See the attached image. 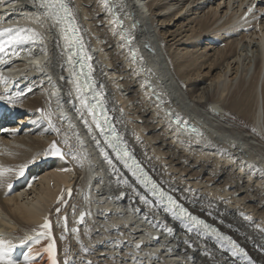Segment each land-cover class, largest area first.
<instances>
[{"label":"bare ground","instance_id":"1","mask_svg":"<svg viewBox=\"0 0 264 264\" xmlns=\"http://www.w3.org/2000/svg\"><path fill=\"white\" fill-rule=\"evenodd\" d=\"M67 1L130 150L161 189L247 255L202 227L189 231L187 221L166 211L168 202L125 167L81 107L62 26L44 16L40 0H0V29H34L42 38L17 48L19 55L0 54V166L11 169L0 178V238L19 242L23 229L27 239L45 233L46 248L54 243V252L41 258L32 244L12 248V259L264 264V5L111 0L121 32L103 0ZM227 111L252 123L253 132L230 122ZM53 141L62 155L52 154ZM64 191L70 199L61 208ZM48 218L50 237L33 230ZM56 233L65 237L64 254Z\"/></svg>","mask_w":264,"mask_h":264},{"label":"snow or ice","instance_id":"2","mask_svg":"<svg viewBox=\"0 0 264 264\" xmlns=\"http://www.w3.org/2000/svg\"><path fill=\"white\" fill-rule=\"evenodd\" d=\"M103 2L105 7L108 8L109 11H111V8L109 7V0H103ZM40 7L43 10L44 16L51 19L54 25L62 26V31L64 32L65 40L67 42L66 46L68 48H72L74 44H79L83 61L84 62L89 61L91 57L88 56L87 52L83 49L81 38L76 36V33L78 32V28L74 24L75 17L73 15L72 9L69 7L66 0H40ZM117 22L118 21H114V23ZM69 33H71V35H69ZM128 41L129 43L131 42L130 37L128 38ZM37 43H42V38L40 34L36 32L34 29H29V28L0 29V54H4L6 50H8L11 51L13 55H19V53L16 51L17 48L22 47L24 45L34 46ZM132 55L135 58V52H133ZM0 60H2V55H0ZM68 63L70 65L73 63V56L71 53L68 56ZM88 67L91 70L90 64L88 65ZM74 83H75L77 98L80 101L81 107L86 109L88 113L92 116L93 123H95L98 129H100V133L105 136V140L109 143V146L112 147L113 150L117 151V156L119 159L124 161L125 167H128L130 170H132L133 175H136L137 170L140 171L141 176H137V179L140 180V183L144 184L145 187L151 185L149 190L153 193V195H157V198L161 203L164 201V198L167 196L168 207L166 208V211L171 212L174 217L182 218L186 220L187 223L184 224V227L187 228L189 231L193 230V226H196L198 228L202 227L205 233L211 231V233H213L216 236L218 241L227 242L232 246L233 249L239 251L240 253H243L246 256L247 254L244 253V250L240 248L239 245H237L236 242L233 241L231 237L219 233L215 228H212L210 225L206 224L203 220H200L197 217L191 215V213H189L185 208H183L182 205H179L171 196L167 195L166 193L163 192V190L159 189L158 186L155 184V182L151 181V178L148 177L145 173H143V170L140 169L139 164L135 163V161L129 155V153L125 148L111 142L108 136V132L114 134L115 133L114 127L109 126L108 131L106 132L104 125L108 124V119L103 109H101L103 123H101V120L98 119L96 115V108L104 103L102 94L100 92H96L92 97V99L95 100L96 103L95 104L89 103L88 96L84 93V90L79 82V79L74 81ZM92 87L93 85L89 84V88ZM157 98L159 99V97ZM77 111L79 112L80 109H78ZM81 115H83V113H81ZM169 115L171 114L169 113ZM48 116H49V122L51 124V113H49ZM175 122L177 125L181 123L180 118L178 116L176 117ZM85 123L87 124V121H85ZM52 130L58 131V129H55L54 126ZM177 131H180L179 127L177 128ZM65 143H67V140H65ZM50 150L54 155H62L61 150L60 148L57 147L55 141L52 142L50 146ZM101 152L105 156V159L108 160L109 164H111V160L108 159L107 153L104 152L103 149H101ZM121 153L123 154L121 155ZM126 157L127 159H125ZM73 158L75 159L76 157ZM128 160H133V165H135V170H133V165L128 164ZM8 171H11V169H5L2 166H0V178H3L5 173ZM20 174L21 175L23 174V167H21ZM10 187L11 185H9V188ZM141 199L143 200L144 197H141ZM57 212H59V209H57ZM81 215L83 216V213ZM246 218L251 220V217H246ZM41 227L44 229H50V224L47 221V219L45 220L44 224ZM43 235H45V233H40L38 234L37 237H33L32 239L35 240L36 243H39V238ZM47 235L50 237L51 235L50 231L47 233ZM23 242L24 241H21V243ZM13 247L14 245L10 240H5L3 238H0V264H16V262L11 257V250ZM136 247L139 248L140 245L138 244L136 245ZM46 250L49 251L50 254L53 253L54 243L49 244ZM28 259L29 257L26 256L25 260L27 261ZM52 264H56L54 257L52 260Z\"/></svg>","mask_w":264,"mask_h":264},{"label":"rangeland","instance_id":"3","mask_svg":"<svg viewBox=\"0 0 264 264\" xmlns=\"http://www.w3.org/2000/svg\"><path fill=\"white\" fill-rule=\"evenodd\" d=\"M226 115H227V117H228L230 122H232V123L234 122V124L237 125L238 127H242V128L248 129L249 131L253 132L254 127H253L252 123L247 122L245 119H241L237 115L236 112L227 111ZM261 141H264V136L261 139ZM69 199H70L69 197H66V191H64L63 195L59 199L58 204L61 206V208H63L67 204V202H69ZM47 221L50 224V229H44L41 226H35V227H33V230L39 228L40 230L44 229L45 231H50L52 229V227H51L52 219L48 218ZM41 233H43V232H41ZM60 234L61 233H56V235L58 236V240L57 241H58V244H59L60 251L63 252V254H64L65 247H66V242H65V237L60 235ZM22 235H26L25 232L23 231V229H18L17 230V236L21 239V241H24V242L23 243H21V241L12 242V244L14 245V247H13L14 250L20 248L21 246H28V245L32 244L37 249V253H38L39 258L42 257L41 255H43V253H46V249H47L46 248V242H47L46 235H43V236H41L39 238V243H36L35 240H33L32 238L31 239L24 238V236H22ZM33 235H35L34 237L38 236V234H36V233H34ZM42 263L40 262V264H42ZM73 264H75V263H73Z\"/></svg>","mask_w":264,"mask_h":264},{"label":"water","instance_id":"4","mask_svg":"<svg viewBox=\"0 0 264 264\" xmlns=\"http://www.w3.org/2000/svg\"><path fill=\"white\" fill-rule=\"evenodd\" d=\"M83 213V216L81 215ZM85 215V212L82 210L80 213H78V215L76 216V220L78 222H81L82 221V218L84 217ZM77 227V226H76Z\"/></svg>","mask_w":264,"mask_h":264}]
</instances>
